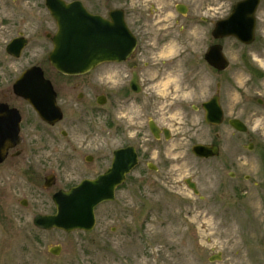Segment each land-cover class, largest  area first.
<instances>
[{"label": "rangeland", "instance_id": "374dc122", "mask_svg": "<svg viewBox=\"0 0 264 264\" xmlns=\"http://www.w3.org/2000/svg\"><path fill=\"white\" fill-rule=\"evenodd\" d=\"M160 1L156 5L165 4ZM206 1L212 0H196L201 5ZM231 1L236 0H216L218 16L226 14ZM192 6L196 11L198 4ZM256 16L252 51L264 46V0ZM173 20L168 16L156 24L167 29ZM198 28L202 35L204 27ZM195 41L203 44L204 38ZM221 42L230 56L229 72L239 71L238 56L247 48L235 37ZM179 44L165 42L169 50ZM259 61L264 65V55ZM113 67L102 65L88 74L89 95L82 102H69L65 77L55 75L63 120L52 130L38 119L24 123V144L19 146L24 174L15 165L0 173V264H264V112L255 101L263 95L241 91L247 75L231 81L222 102L227 116L245 119L248 131L238 133L223 124L214 129L216 137L192 110L193 85L180 88L169 80L149 85L137 100L120 106ZM151 90L153 100L147 97ZM102 93L107 95L103 106L96 102ZM246 99L254 113L240 111ZM149 119L168 128L169 138L155 140ZM210 140L220 141L218 156L198 158L191 152L194 143ZM249 141L255 143L250 149ZM127 145L135 146L139 163L116 189L114 200L96 206L92 230L64 232L33 225L36 213L55 211L56 190L108 167L112 151ZM87 155L94 161L87 162ZM50 173L56 181L45 187L44 175ZM186 179L196 183L197 194ZM54 245L61 246L58 255L49 252ZM217 254L219 259L209 260Z\"/></svg>", "mask_w": 264, "mask_h": 264}, {"label": "flooded vegetation", "instance_id": "af4514ba", "mask_svg": "<svg viewBox=\"0 0 264 264\" xmlns=\"http://www.w3.org/2000/svg\"><path fill=\"white\" fill-rule=\"evenodd\" d=\"M62 1L65 5L73 1H79L89 13L100 15L106 19H109V13L114 11L115 17L123 18L127 29L135 38V46L125 60L102 62L94 68L96 69L102 65L114 66L110 73L119 78L115 94L119 99L120 106L131 104L134 100H137L149 85H164L167 80L171 81V83L175 81L180 88H187V86L193 85L190 88H192L196 96V104L193 105L192 110L199 118L201 117V122L207 125L209 131L223 124H227L235 130L230 125L231 119L237 118L246 126L247 123L241 116H227L226 105L222 102V95L227 93L231 81L238 82L240 79L238 75L244 74L247 75V86L241 88V91L244 93H261L260 95L263 96L256 98L255 101L264 112V72L258 68L264 69V65L259 61L264 55L262 54L264 46L257 45L255 47L256 51H252L254 49L251 50V44L257 38L256 14L262 4V0L258 1L254 13L255 29L253 42L246 44L236 39L247 50L241 52L238 56L241 65L239 71L234 69L232 72H229L230 56L225 52L221 41L224 38L233 36L217 38L213 35V30L219 20L226 18L232 12L234 4L239 0L231 1L226 14L222 16H218L216 13V0L206 1L205 5L197 3L196 0H176V2L165 0V4L162 6L155 3V1L161 2L160 0ZM192 2L198 4L196 11H193ZM211 9H214V12H211ZM54 10L56 13L59 12L60 16L68 15L69 17V12L65 14L67 10L64 7L60 8L57 2ZM168 16L173 17L174 20L167 29L166 26L160 27L156 24L159 20H166ZM176 26L177 29L175 31ZM198 26L204 27L202 35L201 33L198 34L200 31ZM58 32V19L48 7L46 0H0V105L8 110L12 109L13 118H15L17 113L19 114V135L22 138L19 144L7 149L5 158L0 162V173L7 172L9 167L11 168L15 165L17 169L21 170V174H24L25 164L19 160L22 153V149L19 146L24 144V137L21 134L24 123H32L35 119H38L42 126L52 130L63 120L62 117L61 120L52 124L43 120L30 101L18 94L15 85L19 83L20 78L26 71L32 70L35 74V77L28 78L29 89L37 92L47 89L50 94L52 88L58 105L59 90L57 77L55 76L57 74L65 77L67 81L69 102L73 101L74 98L76 101L82 102L89 95L90 77H88V74L94 69L79 75H69L58 71L52 64L51 53L56 48V35ZM200 36L204 38L203 44H198L195 41ZM172 39L180 44L174 46L173 50H169L165 42ZM216 44H221L222 51L229 60L228 66L223 70H218L211 65L206 57L209 49ZM154 59H157V61H154ZM169 75L173 77L168 78ZM44 81H48L50 87L49 84L47 87L45 85L42 86ZM180 88L177 90H181ZM21 89L22 86L19 83L17 90ZM74 91L76 92L75 96ZM151 91L147 97L153 100L154 90ZM183 93L185 94V91ZM214 98L218 100L223 111V119L218 125L207 123L205 119L207 111L205 105L209 104L211 106ZM96 102L103 106L107 102V95L99 94L96 96ZM249 103L251 101L246 99L239 107L240 111L249 114L254 113L255 111ZM59 107L61 108L60 105ZM7 109L0 110V125L2 129L7 127L10 122V112H7ZM84 109L82 110L83 112ZM186 117L189 118L190 115L187 114ZM151 122L158 127L157 137L150 130L149 124ZM147 126L155 140H159L161 137L167 139L170 136L168 128L159 126L152 119L148 120ZM166 130L168 137H166ZM235 131L244 134L248 130L246 132ZM61 134L66 135V132L62 130ZM214 134L218 137L216 130H214ZM197 143L221 144L217 140L199 141L194 144ZM0 144H3V142H0ZM36 144L48 143L37 142ZM247 144L250 149L252 144L255 143L249 141ZM86 161L93 162L94 156L87 155ZM106 168L84 175L79 181L85 178H94L105 171ZM55 181V175L51 173L44 175L45 187H51ZM46 182L50 185L46 186ZM78 182L67 188L76 185Z\"/></svg>", "mask_w": 264, "mask_h": 264}, {"label": "water", "instance_id": "95a60500", "mask_svg": "<svg viewBox=\"0 0 264 264\" xmlns=\"http://www.w3.org/2000/svg\"><path fill=\"white\" fill-rule=\"evenodd\" d=\"M259 0H239L234 4L232 12L224 19L217 22L213 35L217 38L233 36L242 43L249 44L254 40L255 10ZM48 7L57 17L59 32L56 35V48L51 53L54 67L69 75H79L94 69L99 63L106 61L125 60L133 47L135 38L130 34L122 17H115L114 11L109 13V19L100 15L89 13L81 2L73 1L65 5L62 0H46ZM57 5L67 10L68 15H59L54 6ZM207 59L218 70L225 69L229 60L222 51L221 44L212 46L206 54ZM35 77L32 70L26 71L20 78L21 90L15 89L18 94L28 99L38 115L49 123H55L63 117V112L55 99V92L51 88L37 92L29 89L28 78ZM36 82V81H35ZM34 82V83H35ZM37 83V82H36ZM38 84V83H37ZM40 84V83H39ZM50 87L48 81L42 86ZM41 85V84H40ZM207 123L220 124L223 111L216 98L212 105L206 104ZM210 106V107H209ZM1 109H7L0 105ZM10 122L2 129L0 125V162L5 158L7 149L19 144L22 140L19 135L20 116H12V109L8 110ZM230 125L237 131L246 132L247 126L239 119L230 120ZM150 130L157 137V125L149 124ZM168 137L167 130L165 131ZM251 148V147H250ZM191 152L198 158L216 157L220 153L218 144H193ZM138 153L133 145L116 148L112 151L110 165L94 178H85L76 185L67 189H58L52 194L55 206L53 213H36L32 218L33 225L42 230L59 229L64 232L75 230L90 231L96 223L95 208L102 202L112 201L116 189L125 182L127 175L138 164ZM148 168L156 170L152 162L147 163ZM187 185L195 194L198 193L196 183L186 179ZM49 186V183H45ZM25 205L26 201L22 200ZM61 246L49 247V252L58 255ZM220 255L211 256L210 261L219 259Z\"/></svg>", "mask_w": 264, "mask_h": 264}, {"label": "bare ground", "instance_id": "6f19581e", "mask_svg": "<svg viewBox=\"0 0 264 264\" xmlns=\"http://www.w3.org/2000/svg\"><path fill=\"white\" fill-rule=\"evenodd\" d=\"M17 182V181H16ZM12 184V183H11ZM20 184V183H19Z\"/></svg>", "mask_w": 264, "mask_h": 264}]
</instances>
